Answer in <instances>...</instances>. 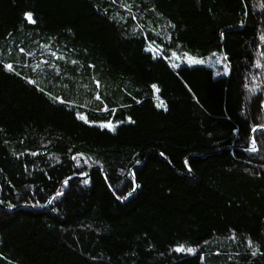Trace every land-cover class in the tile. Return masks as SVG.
Segmentation results:
<instances>
[{
  "label": "trees",
  "instance_id": "16d2710c",
  "mask_svg": "<svg viewBox=\"0 0 264 264\" xmlns=\"http://www.w3.org/2000/svg\"><path fill=\"white\" fill-rule=\"evenodd\" d=\"M263 105L264 0H0V264H264Z\"/></svg>",
  "mask_w": 264,
  "mask_h": 264
},
{
  "label": "rangeland",
  "instance_id": "374dc122",
  "mask_svg": "<svg viewBox=\"0 0 264 264\" xmlns=\"http://www.w3.org/2000/svg\"><path fill=\"white\" fill-rule=\"evenodd\" d=\"M200 61V63H193L191 61ZM171 61L173 63L174 66H178L182 63H185L188 66H207V67H215V66H225L224 65V60L223 57H221L220 54L217 55H211V56H204V57H199V56H186L184 54H178V53H173L171 56ZM217 68V67H215ZM109 125V124H108ZM138 186L137 182L133 179V185H132V189L127 191L125 196H124V200H126V198L131 197V195L134 193V189ZM247 247H249L247 245ZM253 250L251 251L250 258H253Z\"/></svg>",
  "mask_w": 264,
  "mask_h": 264
},
{
  "label": "snow or ice",
  "instance_id": "6c2138e0",
  "mask_svg": "<svg viewBox=\"0 0 264 264\" xmlns=\"http://www.w3.org/2000/svg\"><path fill=\"white\" fill-rule=\"evenodd\" d=\"M27 19L30 21V22H33L32 21V16H31V14H27ZM191 62H193V63H200V61H195V60H193V61H191ZM7 68H8V70H11L12 69V66L11 65H7ZM82 119H83V117H81ZM105 127H109V128H111L112 126L109 124V125H105ZM178 250H180V249H178ZM188 251H192L191 249H188Z\"/></svg>",
  "mask_w": 264,
  "mask_h": 264
},
{
  "label": "bare ground",
  "instance_id": "6f19581e",
  "mask_svg": "<svg viewBox=\"0 0 264 264\" xmlns=\"http://www.w3.org/2000/svg\"><path fill=\"white\" fill-rule=\"evenodd\" d=\"M263 107H264V105H263ZM178 249H180V250H178ZM178 249H177L178 251H181V248H178ZM49 250H50V249H49ZM46 261H47V262H50L51 260H50L49 257H46Z\"/></svg>",
  "mask_w": 264,
  "mask_h": 264
}]
</instances>
